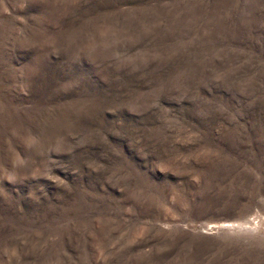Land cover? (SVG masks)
I'll return each mask as SVG.
<instances>
[{
    "label": "rangeland",
    "instance_id": "rangeland-1",
    "mask_svg": "<svg viewBox=\"0 0 264 264\" xmlns=\"http://www.w3.org/2000/svg\"><path fill=\"white\" fill-rule=\"evenodd\" d=\"M0 264H264V0H0Z\"/></svg>",
    "mask_w": 264,
    "mask_h": 264
}]
</instances>
